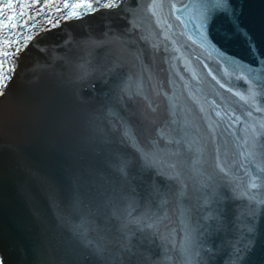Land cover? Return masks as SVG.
I'll return each mask as SVG.
<instances>
[{"label":"snow or ice","instance_id":"obj_1","mask_svg":"<svg viewBox=\"0 0 264 264\" xmlns=\"http://www.w3.org/2000/svg\"><path fill=\"white\" fill-rule=\"evenodd\" d=\"M165 8L169 14L180 11L182 15L175 18L185 25L192 23L201 46L218 55L223 54L210 40L209 26L218 16L233 20L235 30L255 57L253 63L258 65L233 59L234 69L244 73L247 85L244 93L235 95L255 111L264 112L258 103V98L264 97V52L235 23L230 0H188L180 9L164 0L148 4L140 0H0V99L7 96L22 55L32 49L49 55L48 46L41 44L62 21L116 14L124 22L120 28L106 22L103 32L89 31L79 39L69 35L51 51L53 60L72 64L69 53L77 49L80 55L74 64L75 79L94 77L110 85L119 109L109 107L107 126L97 124L94 131L104 144L115 136L123 145L122 150L109 151L100 162V182L89 181L87 195L73 191L64 203L55 192L50 197L55 209L54 228L67 237L61 264H207L206 257L223 247V241L214 245L210 238L221 230L228 231L229 201L234 203L233 239L228 241L231 250L225 264H244L254 247L257 221L264 215V119L246 122L239 133L225 136L218 131V120L192 116L186 106L180 107L182 115L178 114L179 97L154 80L144 62V49L137 45L138 41L148 45L153 57L159 51L158 43L152 42L157 34L145 26L143 13H150L157 27L170 28L164 18ZM56 48L66 49L64 55H56ZM47 67L38 63L33 71ZM161 97L167 102L164 119L159 117L161 105L156 102ZM189 98L195 99L191 92ZM138 101L143 107L138 106L135 115L143 131H138L127 107L129 102ZM199 111L205 112L203 106ZM247 115L252 117V112ZM101 119L93 115L94 121ZM201 119L206 127L201 126ZM240 157L247 161L243 177L233 171ZM134 165L141 173H151L143 197L133 183ZM190 189L195 195L190 196ZM0 264H11L6 253H0Z\"/></svg>","mask_w":264,"mask_h":264},{"label":"water","instance_id":"obj_2","mask_svg":"<svg viewBox=\"0 0 264 264\" xmlns=\"http://www.w3.org/2000/svg\"><path fill=\"white\" fill-rule=\"evenodd\" d=\"M140 2L148 4L151 0ZM187 2L164 0L165 4L175 3L177 9ZM230 2L235 12V23L247 31L257 49L264 52V0ZM143 15L145 26L157 34L152 42L158 43L159 51L153 57L148 45L140 41L137 45L144 49V62L150 66L154 80L162 82L169 93L179 97L178 114H181L180 107L186 106L192 110V116L202 118L206 115L218 120L221 124L218 131L225 136L229 132L239 133L246 122L264 119V112L255 111L235 95L236 92L244 93L247 85L244 73L234 69L233 59L252 67L258 65L253 63L255 57L235 30L232 19L218 16L209 26V38L223 54L218 55L217 51L201 46L192 23L185 25L175 18L182 15L180 11L169 14L168 8L164 9V18L173 20L172 24L168 23L170 28L155 26V18L150 13ZM116 16H111L107 22L114 20L118 24L113 25L116 28L124 26V22ZM94 18H99V15L86 17L81 22L88 27ZM117 18L119 20H115ZM105 23L99 24L100 30L96 34L103 32ZM72 26L77 31H73ZM79 28L78 21H73L70 25L61 24L59 28L52 29V35L41 44L48 46L49 55L36 49L22 55L8 94L0 99V253H6L11 264H61L67 237L54 228L55 209L51 206L50 197L55 192L58 200L64 203L73 191L87 195L89 181L100 182L97 175L100 162L109 151L123 149L115 136L110 137L111 143L104 144L94 131L97 124L107 126L109 107L119 109L112 99L110 85L94 77L85 81L75 79L73 65L79 56L75 48L69 53L72 64L51 58L56 43L69 35L78 39L84 33V30L78 31ZM190 36L192 39H189ZM65 51L55 49L58 56L64 55ZM38 63L49 67L33 71ZM145 80L150 91L147 73ZM185 85L188 87L185 88ZM189 92L194 100L189 98ZM156 102L161 105L160 119L166 118L164 108L167 102L162 97ZM258 103L264 106V97L258 98ZM138 106L143 107V102H129L127 105L132 113L130 119L138 125V131H143L135 115ZM201 106L205 109L204 113L199 111ZM249 111L252 117L247 115ZM216 112H220L219 117ZM94 114L103 119L94 121ZM236 117L240 119L236 120ZM200 123L206 127L203 119ZM244 166H247V161L240 157L236 159L233 171L243 177ZM131 173L135 177L133 183L143 197L151 173H141L135 165ZM193 195L190 189V196ZM233 208V202L226 203L228 231L221 230L210 238L214 245L224 243L214 256L206 257L207 264H225L228 258L231 250L228 241L233 239ZM180 235H177V247ZM244 264H264V215L258 218L255 244Z\"/></svg>","mask_w":264,"mask_h":264}]
</instances>
